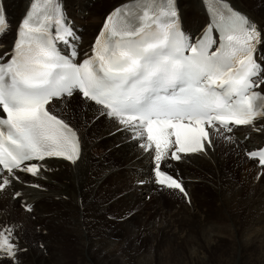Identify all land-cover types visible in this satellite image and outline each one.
I'll use <instances>...</instances> for the list:
<instances>
[{
  "label": "snow or ice",
  "instance_id": "1",
  "mask_svg": "<svg viewBox=\"0 0 264 264\" xmlns=\"http://www.w3.org/2000/svg\"><path fill=\"white\" fill-rule=\"evenodd\" d=\"M204 3L211 23L195 40L181 29L176 0H135L117 8L91 56L77 63L75 45L67 55L58 47L79 39L61 0H33L12 51L0 56V190L19 180L17 171L39 176L42 164L33 161L76 163L79 137L50 106L79 92L142 141V149L154 151L155 184L187 197L162 163L205 152L214 134L264 119V94L255 90L264 85L257 60L264 33L224 0ZM8 28L0 5V36ZM248 156L264 168V149ZM12 236L13 229L0 230V253L14 259L19 249Z\"/></svg>",
  "mask_w": 264,
  "mask_h": 264
},
{
  "label": "bare ground",
  "instance_id": "2",
  "mask_svg": "<svg viewBox=\"0 0 264 264\" xmlns=\"http://www.w3.org/2000/svg\"><path fill=\"white\" fill-rule=\"evenodd\" d=\"M101 1H103L101 10L97 13L91 12ZM101 1L88 8L89 0H64L69 15L77 25L83 27L81 49L86 45L90 46L104 16L112 10V7L127 0ZM227 1L234 8L247 14L249 20L264 33V8H255L251 5L254 2L256 5L259 3L264 5V0H244L245 3L241 0ZM26 2L27 0H4V11L9 28L6 34L0 36V56L12 51L19 17L23 13ZM178 7H180L183 31L192 38L196 34H201L211 23L202 0H178ZM85 18L88 27L85 25ZM89 24H98V27L93 29ZM261 56H264V44H261L257 51V60L264 65V59H261ZM261 78H264V73L261 74ZM257 89L264 93V85ZM75 93L81 99L82 102L78 100L81 105L85 102L86 110L83 117L88 120L74 124L71 119L67 120L65 114L60 113L58 116L77 133L81 132L83 148L81 158L75 164H68L67 168L62 166L67 164L62 159L46 161L50 163L47 166L42 165L39 176L17 171L19 180H14L6 189L0 190V227L13 229L12 240L19 249L16 256L18 255L21 259L20 262L15 263L16 256L14 259L0 258V264H34V261L35 264H50V261L52 264H144L140 258L147 254L142 250L147 247L148 254L155 251L153 242L158 235L167 239L165 244L173 241L179 243L188 236L190 239L191 247L188 248L186 256L182 257L183 254H180L171 257L167 264H209V246L217 249L216 244L207 242L205 250L195 247L199 238L186 230V226L182 224L183 220L195 222L202 232H206L205 225L211 227L212 234L209 236L216 237L211 239L214 242H219L222 238L229 240L231 244H228L229 247L226 249L228 253L222 264H264V169L256 160L247 156L249 152L261 147L264 142V119H257L251 126L233 127L232 132H224L222 135L214 134L212 146L205 152L181 154L182 159L179 161L169 159L168 167L162 163V170L183 180L181 181L187 192L185 197L177 190L162 191L154 183V151L142 149L139 146L142 141L133 139L132 134L127 131L119 130L121 126L115 120L101 115L94 102L83 99L78 92ZM73 96L66 97L64 100L69 101ZM64 100L54 101L50 107L59 110L58 107ZM67 103L70 105L74 102ZM68 106L64 105L67 108ZM72 113L73 111L70 114ZM225 137H231V139ZM102 145L106 146L105 150H100ZM86 149L91 150L89 159L88 153L84 157ZM98 150L101 154L95 156ZM136 150L137 152H134ZM239 153L243 156L240 157ZM108 159L121 163L113 167L106 161ZM227 161L232 162L228 165ZM101 164L102 168H100ZM203 167L206 168L205 172ZM227 167L231 170H227ZM128 180L131 181L130 185L127 184ZM240 180L241 190L237 191L234 184H240ZM33 185H39V187ZM84 187H87L86 192L85 189L83 190ZM198 187L211 191L213 195L210 197L211 200L209 199L210 202H203L200 195L197 201L201 200L200 206H195L194 193L196 194L195 189ZM10 189L12 191H9ZM14 192H19L20 197L14 198L12 196ZM7 193H10L9 199L6 196ZM88 193L93 194L91 203L87 201L88 198L86 200ZM240 193L243 194V203L237 202ZM204 200L208 199L204 197ZM28 204L32 206L31 211L25 209ZM211 204L218 210V218L214 221L209 220V215L203 210V207H210ZM15 205L16 207L21 205L22 209L17 210ZM165 205H170L171 209H166ZM88 206H91V211ZM144 206L148 207L145 215L142 211ZM93 210L97 215L92 214ZM85 212L90 213L87 216L97 222L100 227L111 225L122 231L119 242L112 243L111 236H98L99 232H95L96 236L93 237L88 228H83V221L87 218L84 216ZM243 212H245L243 218L247 221L245 220L244 226L239 227L236 219H241ZM229 214L232 215L231 218ZM28 215H37L36 222L29 219ZM72 226L75 227L77 236L74 238L70 233ZM37 227L41 228L40 232L36 231ZM48 228V235L41 240L40 234H45L44 230ZM26 235L32 239L39 238L41 241L34 246L33 241L25 240ZM126 236H133V240L140 236L142 248L137 247L136 242L128 243ZM103 238L110 241H98ZM62 239L65 241L63 248L60 246ZM67 240L72 241L67 243ZM203 241H205L204 238ZM42 243L44 245L41 247ZM127 243L133 246L130 249L133 254L132 259L126 258V255H129L126 254L129 248L122 247L123 244L128 246ZM74 247L82 256L75 254ZM26 248L27 250L23 251ZM113 248L120 250L121 254L126 251L124 258L119 260L120 263L113 259L116 257L115 253L111 252ZM254 249L258 250L253 251ZM45 251L48 253L45 254ZM110 252L112 258L108 255Z\"/></svg>",
  "mask_w": 264,
  "mask_h": 264
},
{
  "label": "rangeland",
  "instance_id": "3",
  "mask_svg": "<svg viewBox=\"0 0 264 264\" xmlns=\"http://www.w3.org/2000/svg\"><path fill=\"white\" fill-rule=\"evenodd\" d=\"M105 1V0H104ZM243 3H245L244 2V0H241ZM103 1H101L100 3H102ZM100 3H98L97 5H95L96 7L91 11V12H95V13H97V12H99L101 9V7H103V3L102 4H100ZM255 3V2H254ZM254 3H251V5L253 6V7H255V8H257V7H261V9L262 8H264V5H262L261 3H259V5H256V4H254ZM256 3H257V1H256ZM245 5H248V4H245ZM248 6H250V5H248ZM100 14V13H99ZM90 25V27H92L93 29L94 28H97L98 27V24L97 25H94V24H89ZM78 100L80 101V102H82L81 101V99L78 97V94L77 93H75L74 94V96H73V98L71 99V100H69V101H66V100H64L63 101V103H61L59 106L60 107H58L59 108V110L60 111H62L63 110V112H67L68 113V117H67V115L65 114V117L67 118V120L69 121L70 119H71V121L74 123V124H76L77 122H81V121H84V120H88L87 118H85V117H83V113H84V110H86V108H85V102H84V105H81L80 104V102H78ZM67 102H74L73 104L71 103L70 105H69V103H67ZM64 105H66V106H68V108L67 107H64ZM54 109V108H53ZM52 109V107H51V110L52 111H54L55 112V110H57V109H54L53 110ZM71 111H73V113H72V115L70 114L71 113ZM56 113V112H55ZM57 114V113H56ZM60 114V113H59ZM59 114H57V115H59ZM87 123H88V121H87ZM93 123H95V122H93ZM78 129V128H77ZM78 131H79V129H78ZM80 132V131H79ZM81 133V132H80ZM97 135V134H96ZM95 135V136H96ZM82 136V135H81ZM87 139H89V135H87ZM101 147V149L100 150H105L106 149V146L105 145H102V146H100ZM100 150H98V151H96L95 153L96 154H94L95 156H98V155H100L101 153H100ZM134 152H137V150L136 151H134ZM91 155V150H90V152H88V159L91 157L90 156ZM139 155V154H138ZM239 155H240V157H242L243 155H241V153H239ZM230 158H231V156H230ZM233 159V158H232ZM234 160V159H233ZM232 160V161H233ZM106 161H108L109 163V165L110 166H115L116 167V165H118L119 163H121V162H119V163H115V162H113V160H111V161H109V159L108 160H106ZM232 161H227V163H228V165H229V163H231ZM183 162H185V161H183ZM182 162V163H183ZM233 162H235V160L233 161ZM236 163V162H235ZM231 167L233 166V163L230 165ZM103 166H102V164H101V167L100 168H102ZM203 169V171L205 172L206 171V168H202ZM227 170H231L230 169V167H227ZM101 172H102V170H101ZM100 172V173H101ZM226 175V174H225ZM188 176V175H187ZM228 176V175H227ZM179 177V176H178ZM229 177V176H228ZM237 177V176H236ZM180 178V177H179ZM181 179V178H180ZM182 180V179H181ZM116 182H117V180H115ZM183 181V180H182ZM130 183H131V181H127V184H129L130 185ZM143 185H145V184H143ZM235 186H236V190L237 191H240L241 189H240V187H241V180H240V184H238V185H236V184H234ZM66 188V187H65ZM65 188L63 189V190H65ZM84 189H85V192H86V189H87V187L85 188L84 187ZM195 191H196V194L194 193V196L196 197L195 199V201H196V203H194L195 204V206L196 205H199L200 206V201L201 200H203V202L205 201V202H210V200H211V195H213L212 194V192L211 191H207V190H205L204 188H201V187H198V188H196L195 189ZM207 192V193H206ZM243 192V191H242ZM89 195H87L86 196V200H87V198H88V202L89 203H91L90 201H92V198H93V194H91V193H88ZM205 194V195H204ZM210 194V195H209ZM201 195V196H200ZM232 195H234V194H232ZM6 196H8V199L10 198V193H7L6 194ZM165 196H167V195H165ZM199 196H200V199L201 200H199V202H197L198 201V198H199ZM204 197H206V199H208V200H204ZM194 198V197H193ZM90 199V200H89ZM210 199V200H209ZM149 200V199H148ZM71 201V200H70ZM93 202V201H92ZM176 202H178V201H176ZM180 202V201H179ZM237 202L238 203H243V194L242 193H240L239 194V196H238V199H237ZM191 202H189V204H190ZM189 204H187L186 203V205H189ZM201 205H205L204 203H201ZM35 206V205H34ZM165 207H167L166 209H171V207H170V205H168V206H166L165 205ZM15 208H17V210H21L22 209V206L21 205H19V206H17L16 207V205H15ZM147 206H144V209L142 210V211H144V215L147 213ZM88 209H89V211H91L92 209H91V206H88ZM203 210H204V212L206 213V214H208L209 215V220H215V219H217L218 217V210L215 208V206H213L212 204L210 205V207H203ZM208 212H210V213H208ZM31 213V212H30ZM90 215V213H86V215H85V217H87V218H85L86 220L85 221H83V228L85 227V228H88L87 230H89V233L91 234V235H93V237H95L96 236V233L95 232H99V234H97L98 236H103V235H105V236H111L110 237V239H111V242L112 243H118L119 242V240L121 239V235L123 234V232L122 231H119V229L117 230L116 228H114L113 226H111V225H104L103 227H100L99 226V224H97V222H94V220L93 219H91L90 217H88L87 215ZM92 214L93 215H97V213L93 210L92 211ZM238 214H241V213H238ZM143 215V216H144ZM244 215H245V212H243L242 214H241V219H236V221H238V224H239V227H241V226H244L245 224H246V221L244 220ZM246 215H248V213L246 214ZM35 217H37V215H34ZM34 216H31V215H28V218L30 219H33L32 221L33 222H36V220H37V218L35 219L34 218ZM161 216V215H160ZM229 216H230V214H229ZM232 216V215H231ZM231 216H230V218H231ZM92 217V216H91ZM94 217V216H93ZM105 217H106V215H105ZM90 220V221H89ZM93 220V221H92ZM182 224H184L186 227V230H188L189 231V233H193V234H196V236L199 238L198 240H199V242L198 243H196L195 244V247H199L200 249H203V250H205L204 249V247H206L207 245H208V243L209 244H212V243H215L216 245H215V247H217V249H212V246L210 245L209 246V249H208V252H209V264H222V262H223V260L225 259V257H226V255H227V253L228 252H226V249H228V244H231L230 242H229V240H225L224 238H222V239H220L219 240V242H214V241H212L211 239H212V237H214V238H216L215 236H212V237H210L211 236V234H212V232L210 231V228L211 227H208V226H204V229H205V231L206 232H202L201 231V229L199 228V226L198 225H196L195 224V222H187V220H183L182 221ZM193 224H194V226H193ZM210 226V225H209ZM99 227V228H98ZM41 230V228L40 227H37V229H36V231L38 230V232H40V230ZM67 229V228H66ZM65 229V230H66ZM35 231V232H36ZM81 231H82V227H81ZM84 231H86L85 229H84ZM120 232V233H119ZM49 233V232H48ZM70 233L72 234V236L71 237H77L76 236V232H75V227L73 228V226L72 227H70ZM94 233V234H93ZM114 233V234H113ZM41 236H40V238H41V240H42V238H44L46 235H48L47 233H41L40 234ZM208 235V236H207ZM210 235V236H209ZM28 237V238H27ZM132 237L133 236H126V239H127V242L128 243H130L131 241L134 243V242H136V246L137 247H139V248H142L141 247V245H142V239H141V237L139 236L137 239H135L134 238V240L132 239ZM27 238V239H26ZM29 236H27L26 235V237H25V240H28V242H31V240H32V238H30ZM154 238V237H153ZM203 238L205 239V241H203ZM115 239V240H114ZM41 240H39V238H38V240L37 241H41ZM103 240H108V241H110L109 239H107V238H103V239H98V241H100V242H103ZM209 240V241H208ZM62 243H60V246L63 248V244H65V241H64V239H62ZM72 241V240H71ZM71 241H69V240H67V243H70ZM114 241V242H113ZM167 241V239L164 237V236H162V235H158L156 238H154V242L153 243H155L154 244V246H155V248H156V250L155 251H153V252H151L152 250L150 249V252L151 253H147V247H144L143 248V252L145 253V254H147L146 256H144V257H141L140 258V261L142 262V263H144V264H167L168 262H169V260H170V258L171 257H175V256H179L180 254H183L182 255V257H185L186 256V252L188 251V248L189 247H191V244H190V239H189V236L186 238V239H184V240H182V241H180L179 243L178 242H176V241H173V242H171V243H169V244H165V243H167L166 242ZM23 242V241H22ZM208 242V243H207ZM25 243V242H24ZM39 243H41V242H39ZM128 243L126 244V245H128ZM140 243V244H139ZM139 244V245H138ZM44 245V243H42L41 244V247ZM212 245H214V244H212ZM123 248H125V249H128L127 250V253L126 254H129V255H126V258H130V259H132V253H131V251H130V249H132V245L130 244V245H128V246H124V244H123V246H122ZM131 247V248H130ZM233 247V246H232ZM73 250H74V252H75V254L76 255H78V256H82V255H80L79 253H77V248L76 247H74L73 248ZM117 250V248H113V249H111V252L112 253H115V258H113V259H115V261L117 260V262L118 263H120V259L123 257L124 258V256H125V252L123 253V254H121L122 252H120V250L118 251H116ZM258 249H254L253 251H257ZM141 251V252H142ZM98 252V251H97ZM111 252H110V254H108V255H110L109 257L110 258H112L113 256L111 255ZM99 254H100V252H98ZM85 254H86V252H85ZM95 255H96V253H95ZM123 255V256H122ZM137 255V254H136ZM245 260V263H246V259H244ZM111 263V262H110ZM50 264H52V261H50Z\"/></svg>",
  "mask_w": 264,
  "mask_h": 264
}]
</instances>
